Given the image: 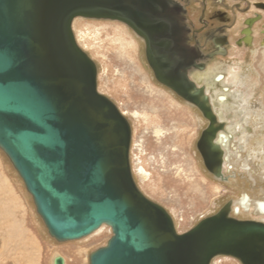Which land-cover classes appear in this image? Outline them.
Here are the masks:
<instances>
[{"label": "water", "instance_id": "95a60500", "mask_svg": "<svg viewBox=\"0 0 264 264\" xmlns=\"http://www.w3.org/2000/svg\"><path fill=\"white\" fill-rule=\"evenodd\" d=\"M165 7L166 0H0V149L52 238L111 229L89 264H209L216 255L264 264V223L228 217L225 206L177 233L137 188L128 121L98 92L95 64L72 33V20L86 17L118 19L141 35L156 80L208 120L196 146L206 169L220 176L223 150L214 138L222 124L202 90L162 64L174 13Z\"/></svg>", "mask_w": 264, "mask_h": 264}, {"label": "rangeland", "instance_id": "374dc122", "mask_svg": "<svg viewBox=\"0 0 264 264\" xmlns=\"http://www.w3.org/2000/svg\"><path fill=\"white\" fill-rule=\"evenodd\" d=\"M170 7L175 8L171 3L165 8ZM71 29L77 45L95 64L98 92L128 121L129 163L137 188L166 211L177 233L187 232L225 206H229L228 217L264 221L258 210V204L264 203V57L254 48L257 43L238 50L232 45L229 55L233 57L224 59L233 68H222L228 74L221 75L222 80L226 82L233 71L242 83L225 86V107L215 104L225 123L220 132L224 135L220 142L223 169L215 176L206 169L195 145L207 122L191 103L156 81L147 68L143 37L111 18L75 17ZM212 70L218 72L216 67ZM206 72L197 74V85L207 87ZM209 89L208 97L214 96L217 91ZM243 94H248L244 110L238 106ZM182 182L189 184L183 188ZM111 235V229L103 225L79 239L52 238L21 177L0 149V264H53L56 255L65 264H89L90 253ZM209 264L242 263L216 255Z\"/></svg>", "mask_w": 264, "mask_h": 264}, {"label": "flooded vegetation", "instance_id": "af4514ba", "mask_svg": "<svg viewBox=\"0 0 264 264\" xmlns=\"http://www.w3.org/2000/svg\"><path fill=\"white\" fill-rule=\"evenodd\" d=\"M170 3L175 8H173L174 13H171L172 16L167 17L168 22L172 23L168 28L171 27L172 29L168 31L164 53L165 60L162 64L165 67L170 64L181 77L187 78L198 89L203 90L206 87L203 84L197 85V74L199 73L209 72L216 67L218 70L216 74L224 77L228 75L222 68L231 66L224 59L227 56H232V54L229 55L232 45L238 50L247 45L255 46L257 43L258 46L254 48L262 55L263 59L264 0H166L167 5ZM243 59L240 60L243 61ZM237 61L238 59L233 60L232 63L235 64ZM146 62L147 68L154 76L153 69L147 59ZM231 67L233 68V66ZM216 79L218 80V78ZM193 107L199 110L198 107L194 105ZM212 112H214L217 123L222 124L220 130H225V123L215 113V110ZM203 118L207 123L200 131L196 143L201 132L208 125V120L204 116ZM222 150L224 151L223 148ZM223 162L224 157L221 169H223ZM258 222L264 223V221Z\"/></svg>", "mask_w": 264, "mask_h": 264}, {"label": "bare ground", "instance_id": "6f19581e", "mask_svg": "<svg viewBox=\"0 0 264 264\" xmlns=\"http://www.w3.org/2000/svg\"><path fill=\"white\" fill-rule=\"evenodd\" d=\"M237 73V72H236ZM235 72H233L232 71V73H230L229 74V76L227 77V79H226V82L224 81V80H222V77H221V75L220 74H215L214 73V71L212 70V71H209V72H206L205 73V76H208L209 78H208V80L210 81H212L214 84V86L212 85V88H214L217 92L214 94V96L212 95V94H210V96L208 97V93H210L211 92V89H209V85H211L210 83H209V81H208V84H207V87H204L203 88V90H202V95H205L206 96V99H207V103H208V105L210 106V109L212 110V111H216L215 113H217L218 114V112H217V109L215 108L214 109V106H215V104H217L216 106H218V108H222V106L223 107H225L226 106V103H227V101H226V96L223 94L224 92L226 93L227 91H228V88L227 87H225V86H227V84H231V86L232 87H236L238 84H240V83H242L241 82V80H240V78L238 77V75L236 74ZM240 76V75H239ZM216 78H218V80L216 79ZM244 82V81H243ZM245 83V82H244ZM246 84V83H245ZM216 87H219L220 88V91L222 92V93H219L218 92V89L216 88ZM224 88V89H223ZM226 88V89H225ZM195 89H198L197 88V86L195 87ZM229 90H230V88H229ZM232 91V90H231ZM239 92V90L238 89H236V92ZM247 96H248V94H243V97H242V100H241V102H240V104H238V106L239 105H241V108L244 110L245 109V107H244V105H243V103H244V101H245V99L247 98ZM203 97V96H202ZM214 100L216 101V103L214 102ZM214 102V103H213ZM247 103V102H246ZM231 104H233V103H231ZM243 105V106H242ZM235 107V106H234ZM240 107V106H239ZM240 108V109H241ZM214 109V110H213ZM233 109V108H232ZM220 111V110H219ZM214 113V112H213ZM223 130V129H222ZM222 130H220L218 133H217V136H216V139L214 138V140H215V142L217 143V144H220V142L222 141V137H224V135H223V133H220ZM220 133V136L218 135ZM221 147V146H220ZM223 148V147H222ZM142 169V171L144 170L143 168H141ZM220 172H221V170H220ZM178 181H180V179H177ZM176 181V180H175ZM189 183L188 182H182V187L183 188H186L187 187V185H188ZM180 185V184H179ZM181 186H179L180 188H181ZM189 187V186H188ZM186 191V193H185V195L187 194V190H185ZM185 198H187V196H184L183 197V199H185ZM188 198H191V197H189V195H188ZM193 198V197H192ZM183 199H181V200H183ZM201 203V201H199L198 202V204H200ZM245 204V203H244ZM258 210L261 212V213H263L264 214V203L263 202H261V203H259L258 204ZM262 218H264V217H262ZM101 226H103V225H101ZM101 226H99L97 229H95L93 232H95V231H97ZM93 232H91V233H93ZM90 233V234H91ZM89 235V234H88ZM79 239V238H78ZM73 240H75V239H73ZM56 256H60V255H56ZM56 256H54V257H56ZM54 257H53V259H54ZM62 257V256H61ZM63 258V257H62ZM53 259H52V262H53ZM63 264H65V259L63 258Z\"/></svg>", "mask_w": 264, "mask_h": 264}]
</instances>
